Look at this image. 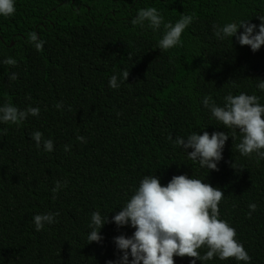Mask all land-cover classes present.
I'll return each instance as SVG.
<instances>
[{"label":"trees","instance_id":"trees-1","mask_svg":"<svg viewBox=\"0 0 264 264\" xmlns=\"http://www.w3.org/2000/svg\"><path fill=\"white\" fill-rule=\"evenodd\" d=\"M149 6L165 21L193 16L178 46L160 50V31L131 24L137 10ZM15 7L13 15L0 16V60H16L0 64V104L40 111L19 125L0 123V264L115 259L113 237L134 229L117 227L111 216L146 174L162 184L193 175L220 188V218L235 228L249 264H264V159L242 156L238 130L224 128L201 105L206 95L222 104L229 91L258 95L264 103L255 87L264 79V45L253 52L235 37L231 43L213 35L214 24L230 20L259 24L264 0H16ZM30 32L44 41L41 50L27 41ZM122 71L127 80L110 88L108 78ZM37 130L53 140V151L30 139ZM192 131L234 134L216 170L200 168L173 144ZM65 180L53 198L55 182ZM249 203L257 205L251 215ZM95 210L109 217L99 243L86 239ZM44 212L59 215L36 231L32 217ZM191 259L174 256V264ZM205 264L244 262L213 257Z\"/></svg>","mask_w":264,"mask_h":264},{"label":"clouds","instance_id":"clouds-1","mask_svg":"<svg viewBox=\"0 0 264 264\" xmlns=\"http://www.w3.org/2000/svg\"><path fill=\"white\" fill-rule=\"evenodd\" d=\"M16 0H0V16L9 17L16 11ZM259 24L247 22L245 19L226 21L213 25V35L219 41L235 40L241 45H247L255 52L264 45V15L257 14ZM193 21L191 15H181L175 22L165 21L164 16L155 7H144L137 10L131 18L132 25L147 27L153 32L160 31L157 47L168 50L181 43V35ZM240 29V31H238ZM27 41L37 51L41 50L44 41L35 32H30ZM0 64L14 66L16 60L5 57ZM128 71L113 73L108 78V86L116 89L127 80ZM17 78L15 72L9 73V80ZM255 87L264 92V79L258 78ZM201 105L208 109L220 125L226 129L238 130L241 134L236 149L242 156L255 153L257 160L264 159V103L255 94L229 91L223 97V103H215L210 96H204ZM58 102L55 107L60 108ZM38 106L18 108L5 102L0 104V123L19 125L28 116L39 115ZM229 135L225 131H208L197 133L192 131L187 136H178L172 142L180 147L190 161L197 162L202 169L216 170L222 159V152ZM30 139L37 148L43 151L54 150L53 140L44 139L37 130L30 134ZM77 140L84 143L83 136ZM171 140L172 138L169 137ZM69 146L65 145V151ZM203 179L187 174L173 175L166 184L160 177L153 174L143 175L128 199L111 216V221L117 227L129 226L130 235L119 234L113 237L115 249L119 253L115 259H109L105 264H174V256L192 258L189 264L201 261L205 264L213 257L219 260L232 258L237 262L249 264L251 257L243 244L236 238V230L226 220L220 218L219 203L224 192ZM67 185L56 181L51 189L55 193ZM249 212L255 211L257 205L249 203ZM58 212H44L32 217L36 231L46 224L56 222ZM109 221L108 214L102 215L99 210L92 211L88 222L87 242H101V229ZM205 249L202 253L200 249Z\"/></svg>","mask_w":264,"mask_h":264}]
</instances>
